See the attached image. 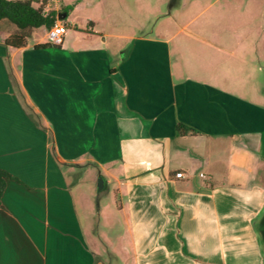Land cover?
<instances>
[{
	"label": "crops",
	"instance_id": "crops-1",
	"mask_svg": "<svg viewBox=\"0 0 264 264\" xmlns=\"http://www.w3.org/2000/svg\"><path fill=\"white\" fill-rule=\"evenodd\" d=\"M45 7L59 44L39 26L9 47L0 20V264H105L98 176L117 263L264 264V0Z\"/></svg>",
	"mask_w": 264,
	"mask_h": 264
},
{
	"label": "trees",
	"instance_id": "trees-1",
	"mask_svg": "<svg viewBox=\"0 0 264 264\" xmlns=\"http://www.w3.org/2000/svg\"><path fill=\"white\" fill-rule=\"evenodd\" d=\"M46 0H0V20L9 22L12 25L11 31L4 37V44L9 47H18L25 44L26 39L31 35L34 28L39 26L48 27L56 13L45 8ZM45 42L40 45H49ZM176 129L179 133L193 131L184 123L178 122ZM10 174L0 168V195L6 177Z\"/></svg>",
	"mask_w": 264,
	"mask_h": 264
},
{
	"label": "rangeland",
	"instance_id": "rangeland-1",
	"mask_svg": "<svg viewBox=\"0 0 264 264\" xmlns=\"http://www.w3.org/2000/svg\"><path fill=\"white\" fill-rule=\"evenodd\" d=\"M79 189L77 186H73V192H78ZM87 196L84 199L85 206L93 213L94 217L91 220L90 225V233L92 236H95V246L98 248V257L106 262L105 264H120L117 261L120 260L119 256L113 257L111 256V252H115L116 244L115 238L113 239V235L118 233L117 229H120V222L114 225V227H109V230L105 233L108 234L109 238L104 237V239H100L98 234L102 233L103 226L105 227L107 221H104L102 217L98 214L101 210L102 213H105L106 218H110L115 209H116V198L111 189H97L94 188V183H91L88 187H86ZM76 205L83 206L79 204L78 199L76 200ZM107 226V225H106ZM258 230L260 233V237L264 243V212L262 213L260 219L258 220Z\"/></svg>",
	"mask_w": 264,
	"mask_h": 264
},
{
	"label": "built area",
	"instance_id": "built-area-1",
	"mask_svg": "<svg viewBox=\"0 0 264 264\" xmlns=\"http://www.w3.org/2000/svg\"><path fill=\"white\" fill-rule=\"evenodd\" d=\"M65 29H66L65 22L62 19L55 17L52 23L45 28L46 40L52 44H59L62 40ZM182 175L183 172L181 170L175 172V176H182ZM200 175L204 176L205 174L203 172H200Z\"/></svg>",
	"mask_w": 264,
	"mask_h": 264
},
{
	"label": "water",
	"instance_id": "water-1",
	"mask_svg": "<svg viewBox=\"0 0 264 264\" xmlns=\"http://www.w3.org/2000/svg\"><path fill=\"white\" fill-rule=\"evenodd\" d=\"M100 185H101V176H98L96 180V190L99 189Z\"/></svg>",
	"mask_w": 264,
	"mask_h": 264
}]
</instances>
